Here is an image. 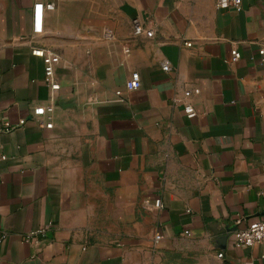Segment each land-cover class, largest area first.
<instances>
[{
  "label": "crops",
  "instance_id": "1",
  "mask_svg": "<svg viewBox=\"0 0 264 264\" xmlns=\"http://www.w3.org/2000/svg\"><path fill=\"white\" fill-rule=\"evenodd\" d=\"M240 1L0 0V264H264L234 247L264 220V0Z\"/></svg>",
  "mask_w": 264,
  "mask_h": 264
},
{
  "label": "built area",
  "instance_id": "2",
  "mask_svg": "<svg viewBox=\"0 0 264 264\" xmlns=\"http://www.w3.org/2000/svg\"><path fill=\"white\" fill-rule=\"evenodd\" d=\"M240 0H217L216 6L219 9H228L229 7H233L236 11L240 10ZM55 5L53 3H35L32 9V25L31 30L33 35H39L42 32V25H43V16L45 11H53ZM131 28H132V35L134 37H145V38H152L153 36V29L148 28L144 22L139 17H134L131 20ZM264 37V35H263ZM187 45V44H186ZM231 59L230 62L234 63L240 59V54L237 50L231 51ZM31 55L37 58H41L43 64L45 66V82L49 88V90L54 93L59 90V84L54 79L53 75V65L58 63V57L52 53H46L42 49L33 48L31 50ZM257 55L259 57V61L264 63V45H261L257 48ZM162 71L167 72L169 71V65L167 62L162 64L161 66ZM141 87V79L138 73L134 72L130 75L129 79L125 83V89L128 91H136ZM199 90L194 89L192 91L186 90L183 92V103H184V112L188 119H192L196 116V112L193 106L188 103V99L192 94H198ZM116 96L119 97L121 95L120 91H117ZM46 113L51 114L52 107L49 106L46 108ZM48 122L44 124L46 129L52 128L51 119L48 116ZM4 132H8L11 130L10 125L8 123H4L3 129ZM0 160H5V156H0ZM158 207H160V203L158 202ZM238 223V221H237ZM48 227H44L33 232H30L26 236H24V240L26 242L37 243L38 237H44L46 234ZM184 236H190L188 231L183 232ZM234 236V247L236 249H242L247 247H252L256 244L264 245V220H259L252 225L244 228V229H237L234 228L233 230ZM162 234L157 232L154 235L153 241L155 244H158L162 240ZM223 255L218 254L217 258L222 259Z\"/></svg>",
  "mask_w": 264,
  "mask_h": 264
}]
</instances>
